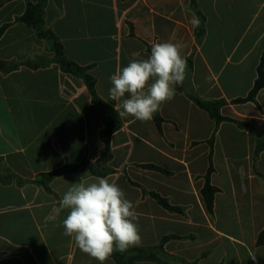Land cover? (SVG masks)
Segmentation results:
<instances>
[{
    "label": "crops",
    "instance_id": "obj_1",
    "mask_svg": "<svg viewBox=\"0 0 264 264\" xmlns=\"http://www.w3.org/2000/svg\"><path fill=\"white\" fill-rule=\"evenodd\" d=\"M28 1L0 0V61L20 65L0 68V264H99L63 234L66 210L46 219L82 176L106 177L124 190L138 215V247L169 237L159 261L135 264H264L257 242L264 230V88L253 101L237 102L258 77L264 0H47L45 29L117 111L109 89L118 68L166 41L184 44L187 60L186 79L158 111L160 127L154 118H121L109 138V173H63L47 184L43 175L100 158L107 108L83 78L61 68L53 39L18 21ZM193 16L198 27L189 23ZM191 95L223 101L228 119L217 122ZM211 167L217 192L209 211L203 189Z\"/></svg>",
    "mask_w": 264,
    "mask_h": 264
},
{
    "label": "clouds",
    "instance_id": "obj_2",
    "mask_svg": "<svg viewBox=\"0 0 264 264\" xmlns=\"http://www.w3.org/2000/svg\"><path fill=\"white\" fill-rule=\"evenodd\" d=\"M194 27L199 20L189 21ZM182 43L159 42L146 59H132L110 77V100L119 109V118L149 122L176 95V86L187 76ZM63 234L99 264H107L116 251L125 252L142 243L134 203L124 190L106 177L86 182L83 176L63 194L59 207L46 219L56 221L62 211ZM255 258V256H253Z\"/></svg>",
    "mask_w": 264,
    "mask_h": 264
},
{
    "label": "trees",
    "instance_id": "obj_3",
    "mask_svg": "<svg viewBox=\"0 0 264 264\" xmlns=\"http://www.w3.org/2000/svg\"><path fill=\"white\" fill-rule=\"evenodd\" d=\"M46 2L47 0H39L37 3H33L29 0L25 13L20 18H18V21L24 22L27 25L33 27L37 31L39 37L50 38L54 40L53 49L55 51L56 60L60 64L61 68L65 72L71 73L75 76H79L84 79L93 97V100L96 103L106 106L107 116L104 120V128L101 130L100 133L101 138L105 142V148L100 158L95 163L85 160L78 165L65 166L64 168H61L50 174L43 175L42 177L45 178V180H43L42 183L47 184L53 177L69 172L81 173V174L91 173L94 175L104 176L110 172V169L107 167V164L111 159L109 138L116 130H118L121 127L122 121L121 118H119L118 111L108 106L97 95L95 90V79L93 78V76H91L87 72L86 68L81 67L77 63L69 60L65 55L62 44L58 40H56L53 32L45 29L44 9ZM3 31L4 29L0 30V36L2 35ZM25 65L31 67H37V65L33 64L32 62H27ZM19 66H20L19 64H7L4 61H0V68L4 72L15 70ZM263 88H264V53L262 55L260 64L258 66V77L255 81L252 90L250 91L247 97L239 98L237 102L253 101L256 95L258 94V92ZM191 99L201 108L205 109L211 115V117H213L217 122H221L228 119L220 114V109L224 105L223 101L206 102L192 95H191ZM154 120L157 126L160 127L163 119L161 118L158 112L154 115ZM239 124L243 125L242 123ZM211 172H212V167L209 169L207 175V183L203 189V195L205 197V202L209 211L213 210L214 197L217 192V188L213 187L210 184ZM157 198L160 201V203L167 209L172 211H179L178 208L171 206L166 200L160 198L159 196H157ZM168 238L169 237H165L161 244L154 247H131L127 251L122 253L116 251L111 258H113L117 264H135L139 261H159L160 258L158 257V254H165L163 251V243ZM257 242L259 245H264V230L261 231V233L259 234Z\"/></svg>",
    "mask_w": 264,
    "mask_h": 264
},
{
    "label": "rangeland",
    "instance_id": "obj_4",
    "mask_svg": "<svg viewBox=\"0 0 264 264\" xmlns=\"http://www.w3.org/2000/svg\"><path fill=\"white\" fill-rule=\"evenodd\" d=\"M4 176V175H3ZM1 179H3L4 177L0 176ZM45 180V178L42 179V181ZM161 254H158V257L160 256Z\"/></svg>",
    "mask_w": 264,
    "mask_h": 264
},
{
    "label": "water",
    "instance_id": "obj_5",
    "mask_svg": "<svg viewBox=\"0 0 264 264\" xmlns=\"http://www.w3.org/2000/svg\"><path fill=\"white\" fill-rule=\"evenodd\" d=\"M129 119H130V117L128 119H123V120H129Z\"/></svg>",
    "mask_w": 264,
    "mask_h": 264
}]
</instances>
